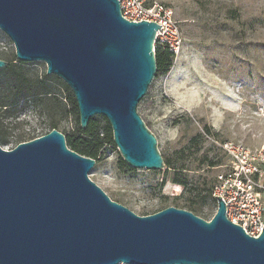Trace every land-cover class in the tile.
I'll return each mask as SVG.
<instances>
[{
    "label": "water",
    "instance_id": "obj_1",
    "mask_svg": "<svg viewBox=\"0 0 264 264\" xmlns=\"http://www.w3.org/2000/svg\"><path fill=\"white\" fill-rule=\"evenodd\" d=\"M160 26L125 19L118 0H0L16 59L44 62L70 88L80 127L104 117L136 169L165 167L136 110L156 73ZM94 164L55 128L0 145V264H264V226L245 232L220 196L209 220L175 206L138 215L89 178Z\"/></svg>",
    "mask_w": 264,
    "mask_h": 264
},
{
    "label": "rangeland",
    "instance_id": "obj_2",
    "mask_svg": "<svg viewBox=\"0 0 264 264\" xmlns=\"http://www.w3.org/2000/svg\"><path fill=\"white\" fill-rule=\"evenodd\" d=\"M154 1L173 9L183 36L170 70L155 73L136 107L156 137L165 167L132 168L108 143L88 176L138 215L191 205L209 220L216 211L215 176L226 162L220 144L232 141L264 150V0ZM0 59L14 62L33 87L44 80L40 92H49L30 98L24 107H0V145L12 149L47 133L53 124L61 133L71 132L78 112L65 82L47 74L44 62L17 60L12 41L1 30Z\"/></svg>",
    "mask_w": 264,
    "mask_h": 264
},
{
    "label": "built area",
    "instance_id": "obj_3",
    "mask_svg": "<svg viewBox=\"0 0 264 264\" xmlns=\"http://www.w3.org/2000/svg\"><path fill=\"white\" fill-rule=\"evenodd\" d=\"M121 15L130 21L141 20L161 25L154 38V47L177 57L183 46L178 20L170 6L154 0H118ZM220 149L226 156L215 176L212 196L225 202L226 217L245 232L258 236L264 226V150L224 141ZM123 264V263H119Z\"/></svg>",
    "mask_w": 264,
    "mask_h": 264
},
{
    "label": "trees",
    "instance_id": "obj_4",
    "mask_svg": "<svg viewBox=\"0 0 264 264\" xmlns=\"http://www.w3.org/2000/svg\"><path fill=\"white\" fill-rule=\"evenodd\" d=\"M172 57L170 52L156 47V72H168L172 65ZM0 88H2V92H5L3 96H0V107L8 109L6 111H9V109H16L18 105L24 107L30 98H35L41 93L46 95L49 93L46 91L40 92L41 89L46 88V82L44 80L38 81L36 86L33 87L32 82L26 74L12 61L8 62L7 66L0 68ZM69 99L78 112L73 94L69 95ZM101 119L100 121L92 117L86 129H82L79 124V116H77L72 131L63 132L67 147L81 155L93 158L96 161L104 145L108 143L114 144L112 130L108 121L104 117ZM53 128H55L54 124L50 127L49 131ZM121 162L125 164L123 160H121ZM205 197L206 196L202 197V202L205 201ZM213 200L215 201L214 198ZM189 207L190 208L187 210L193 212L194 209L192 206L189 205Z\"/></svg>",
    "mask_w": 264,
    "mask_h": 264
}]
</instances>
